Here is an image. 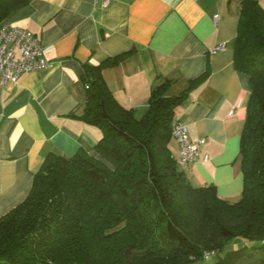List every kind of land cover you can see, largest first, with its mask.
Returning <instances> with one entry per match:
<instances>
[{
	"label": "trees",
	"instance_id": "1",
	"mask_svg": "<svg viewBox=\"0 0 264 264\" xmlns=\"http://www.w3.org/2000/svg\"><path fill=\"white\" fill-rule=\"evenodd\" d=\"M28 1L0 0V23ZM124 55L83 64L80 117L102 130L96 154L47 155L26 198L0 215V264H264V7L240 1L234 60L251 96L236 201L192 186L170 146L176 108L206 73L177 94L169 79L155 86L137 118L103 76Z\"/></svg>",
	"mask_w": 264,
	"mask_h": 264
},
{
	"label": "crops",
	"instance_id": "2",
	"mask_svg": "<svg viewBox=\"0 0 264 264\" xmlns=\"http://www.w3.org/2000/svg\"><path fill=\"white\" fill-rule=\"evenodd\" d=\"M240 1L29 0L13 11L4 21L34 33L52 65L0 85V215L26 198L48 154L69 157L81 147L96 154L102 130L80 117L83 64L120 54L103 76L137 118L155 86L169 79L167 94H177L206 73L176 108L190 138L205 139L196 159L181 168L192 186L215 185L221 198L240 199V140L251 96L249 75L234 60ZM218 45L224 47L215 51ZM170 146L178 159L175 138Z\"/></svg>",
	"mask_w": 264,
	"mask_h": 264
},
{
	"label": "built area",
	"instance_id": "3",
	"mask_svg": "<svg viewBox=\"0 0 264 264\" xmlns=\"http://www.w3.org/2000/svg\"><path fill=\"white\" fill-rule=\"evenodd\" d=\"M111 0H102L108 5ZM217 18V17H216ZM218 45L215 51L223 48ZM52 61L44 54L40 39L30 30L9 21L0 23V85L17 83L20 76L29 71L49 68ZM173 137L179 148L178 163L186 168L199 154L204 138L193 140L189 136L187 125L178 120L173 127ZM205 159L209 155H205Z\"/></svg>",
	"mask_w": 264,
	"mask_h": 264
},
{
	"label": "rangeland",
	"instance_id": "4",
	"mask_svg": "<svg viewBox=\"0 0 264 264\" xmlns=\"http://www.w3.org/2000/svg\"><path fill=\"white\" fill-rule=\"evenodd\" d=\"M241 243V240H233L232 242H230L228 245H227V249H231V248H235L236 246H238L239 244Z\"/></svg>",
	"mask_w": 264,
	"mask_h": 264
}]
</instances>
